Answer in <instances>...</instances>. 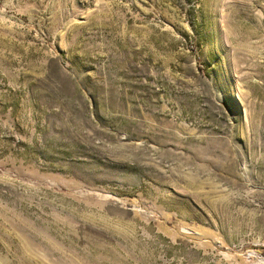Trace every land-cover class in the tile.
I'll return each mask as SVG.
<instances>
[{"label":"rangeland","instance_id":"1","mask_svg":"<svg viewBox=\"0 0 264 264\" xmlns=\"http://www.w3.org/2000/svg\"><path fill=\"white\" fill-rule=\"evenodd\" d=\"M0 264H264V0H0Z\"/></svg>","mask_w":264,"mask_h":264}]
</instances>
